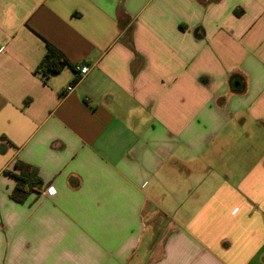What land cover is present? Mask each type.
Returning <instances> with one entry per match:
<instances>
[{
  "label": "crops",
  "instance_id": "obj_1",
  "mask_svg": "<svg viewBox=\"0 0 264 264\" xmlns=\"http://www.w3.org/2000/svg\"><path fill=\"white\" fill-rule=\"evenodd\" d=\"M0 264H264V0H0Z\"/></svg>",
  "mask_w": 264,
  "mask_h": 264
},
{
  "label": "trees",
  "instance_id": "obj_2",
  "mask_svg": "<svg viewBox=\"0 0 264 264\" xmlns=\"http://www.w3.org/2000/svg\"><path fill=\"white\" fill-rule=\"evenodd\" d=\"M70 64L65 56L54 46L47 45L46 52L37 64L35 71L42 79L46 80L51 74L59 72L64 66ZM14 171H10L16 181L11 189L9 196L16 202H24L31 192H39L42 180L35 166L16 160L13 164Z\"/></svg>",
  "mask_w": 264,
  "mask_h": 264
},
{
  "label": "built area",
  "instance_id": "obj_3",
  "mask_svg": "<svg viewBox=\"0 0 264 264\" xmlns=\"http://www.w3.org/2000/svg\"><path fill=\"white\" fill-rule=\"evenodd\" d=\"M74 68L81 75H84L89 70V66L86 64H76ZM71 89H72L71 85L67 86V90H71Z\"/></svg>",
  "mask_w": 264,
  "mask_h": 264
}]
</instances>
